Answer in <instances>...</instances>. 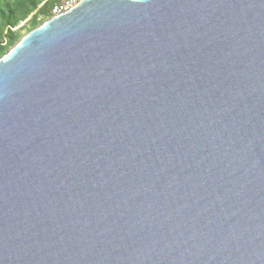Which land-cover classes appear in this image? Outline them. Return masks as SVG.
<instances>
[{"label": "water", "instance_id": "95a60500", "mask_svg": "<svg viewBox=\"0 0 264 264\" xmlns=\"http://www.w3.org/2000/svg\"><path fill=\"white\" fill-rule=\"evenodd\" d=\"M0 264H264V0H79L20 36Z\"/></svg>", "mask_w": 264, "mask_h": 264}, {"label": "trees", "instance_id": "16d2710c", "mask_svg": "<svg viewBox=\"0 0 264 264\" xmlns=\"http://www.w3.org/2000/svg\"><path fill=\"white\" fill-rule=\"evenodd\" d=\"M59 0H0V56L18 38L11 30L20 21L27 18L33 11L30 25L39 24L38 16L49 17L50 10Z\"/></svg>", "mask_w": 264, "mask_h": 264}, {"label": "rangeland", "instance_id": "374dc122", "mask_svg": "<svg viewBox=\"0 0 264 264\" xmlns=\"http://www.w3.org/2000/svg\"><path fill=\"white\" fill-rule=\"evenodd\" d=\"M33 14H34V11L27 18L23 19L16 26L11 28V30L14 32V34L17 36V38L22 36L28 30L32 29V27L30 25V21H31L30 19H31ZM49 18H50V16L49 17L38 16L37 20L39 21V24H40V23H42L43 21H45V20H47ZM10 46L11 45H8L7 47L10 48Z\"/></svg>", "mask_w": 264, "mask_h": 264}, {"label": "built area", "instance_id": "2783aa9c", "mask_svg": "<svg viewBox=\"0 0 264 264\" xmlns=\"http://www.w3.org/2000/svg\"><path fill=\"white\" fill-rule=\"evenodd\" d=\"M79 0H59L58 3H55L50 10V17L61 14L66 11L68 8L72 7Z\"/></svg>", "mask_w": 264, "mask_h": 264}]
</instances>
